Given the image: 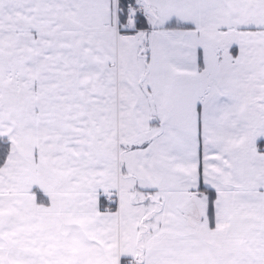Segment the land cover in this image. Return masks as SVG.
<instances>
[{"label":"snow or ice","instance_id":"1","mask_svg":"<svg viewBox=\"0 0 264 264\" xmlns=\"http://www.w3.org/2000/svg\"><path fill=\"white\" fill-rule=\"evenodd\" d=\"M0 264H264V0H0Z\"/></svg>","mask_w":264,"mask_h":264}]
</instances>
